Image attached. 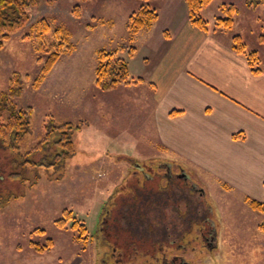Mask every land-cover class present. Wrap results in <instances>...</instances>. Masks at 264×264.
<instances>
[{
  "label": "rangeland",
  "instance_id": "rangeland-1",
  "mask_svg": "<svg viewBox=\"0 0 264 264\" xmlns=\"http://www.w3.org/2000/svg\"><path fill=\"white\" fill-rule=\"evenodd\" d=\"M37 1L27 9L24 26L3 41L0 91L6 92L13 74H20L21 95L11 104L32 110L27 148L40 142L50 118L57 124L72 122L80 129L73 134L75 154L70 161L54 169L19 171L22 181L3 177L5 162L19 161L18 156L11 157L10 151L0 154L4 204L0 207V264H264V232L259 228L264 216L249 205V200L264 199L251 198L207 168L162 152L159 142L154 143L152 128L145 127L149 109H144L141 96L154 84L135 75L148 50L144 48L148 43L139 36L153 32L158 19L133 41L125 27L129 15L145 1L85 0L79 4L78 18L71 14L74 0ZM146 4L157 11L158 18L161 15L160 22L164 21L161 13L173 7L171 0ZM199 15L206 21L205 32L228 38L231 48L240 40L237 44H243L245 53H255L264 67V0H212ZM227 16L231 19L227 29L217 25ZM41 19L49 25L50 39L62 27L74 48L62 54L34 87L45 61L38 48ZM163 36L170 39L169 31L163 30ZM130 42L136 48L128 61L134 83L100 91L94 86L95 52ZM180 114L172 111L169 116ZM145 187L153 191L151 195L145 194ZM171 189L167 195L172 200L178 193L177 207L164 203V192ZM139 196L147 198L138 200ZM140 201L144 209H137ZM128 209L135 211L126 213ZM66 216L62 226L56 223ZM113 218L117 221L111 226ZM139 219L153 223L157 240H166L163 250L156 249L154 259L144 251L130 253L125 245L109 253L103 228L114 231L119 245L127 225L132 222V227H138ZM203 219L208 221L201 225ZM76 223L84 225L87 242L77 239ZM165 228L169 236L161 233ZM172 240L175 243L169 245Z\"/></svg>",
  "mask_w": 264,
  "mask_h": 264
},
{
  "label": "crops",
  "instance_id": "crops-1",
  "mask_svg": "<svg viewBox=\"0 0 264 264\" xmlns=\"http://www.w3.org/2000/svg\"><path fill=\"white\" fill-rule=\"evenodd\" d=\"M171 1L164 21L139 36L148 50L135 75L154 84L141 96L145 127L162 152L263 200L264 72L253 73L228 38L192 27L182 1Z\"/></svg>",
  "mask_w": 264,
  "mask_h": 264
},
{
  "label": "trees",
  "instance_id": "trees-1",
  "mask_svg": "<svg viewBox=\"0 0 264 264\" xmlns=\"http://www.w3.org/2000/svg\"><path fill=\"white\" fill-rule=\"evenodd\" d=\"M74 1L71 14L74 18H78L81 14V5L79 6V4L83 3L85 0ZM143 1H145L144 4L140 5L136 11L132 12L126 22L127 24L125 27L129 34L130 41H133L136 34L140 31H149L158 19L157 11L146 4L148 0ZM211 1L212 0H184L188 12V20L194 28L207 31L206 21L200 17L199 11ZM37 4V0H0V49L2 48L3 41L7 39V36L22 28L26 21H28L27 9ZM227 10L232 12V8H228ZM44 20L41 19L39 22V30L37 33L40 41L38 48L43 52L45 61L35 80L34 87H38L42 83L45 76L51 71L55 62L62 54H70L74 48L68 44L69 34L62 27L56 28L53 37L50 39L47 36L49 25ZM230 22L231 19L227 16L224 19H219L217 25H221L223 28L227 29L231 24ZM102 24H104V22ZM108 24L111 23L109 22ZM239 41L238 39L236 40V44H233L232 49L244 58L253 73L259 74L264 72V67L261 68V65H259L260 60L256 54L245 53L243 44H237ZM135 50L136 48L131 42L129 44H119L118 47L113 50H97L95 52L96 67L94 70V86L102 92H108L134 83L129 74L128 61L133 57ZM20 77V74H13L9 89L6 92L0 91V154L10 151V156L13 157V155H16L19 160L12 162L11 159L5 162L6 167L4 168L3 177L5 179L9 178L18 181L23 180L19 171L23 172L27 169L32 170L36 168H44L46 170L54 169L70 161L75 154L73 134L80 129L79 125L72 122L57 124L50 118L48 121L46 120L44 124V135L40 142L33 147L27 148L28 145L26 144L27 137L30 134V116L32 110L31 108L17 109L11 104L12 99L18 98L21 95L22 80ZM11 162L12 164H10ZM2 171L3 169L1 168L0 172ZM176 189L178 190V188ZM172 190L173 189L166 190V192H164L165 196ZM145 191V194L149 195L153 192L150 191L148 187H145ZM176 193L173 196V198H175L172 200L167 195L164 201L166 206H178V200L174 201L178 199V193ZM146 196H139L138 200L147 198ZM139 204L140 206L137 209H141L142 207L143 209L145 208L143 201H140ZM157 204L159 205V202ZM249 205L251 209L264 216V202L249 200ZM1 206H4V204L0 200V207ZM129 209L126 213L130 212L132 214L135 211ZM65 211L64 214L68 216L69 212ZM139 213L141 214V212ZM174 213L176 214L175 211ZM67 216L60 218L56 223L62 226L67 220ZM116 221V218H113L111 220V226H113L114 223L116 224ZM140 221L138 227L135 228L132 227V222L127 225L128 229L130 228L131 230L127 229V231L123 232V238L125 240L123 244L119 245L115 241L114 231L103 228V231L105 230L104 233L107 245L109 244V246H107L109 253L113 254L114 252H111V250L116 251L118 247L125 245L130 250V253L134 251V253L138 254V252L142 253L144 251L145 254H149L154 259V254L158 253L159 250H163L162 245L166 243V240H157L158 235L155 231L156 229L153 227V223L149 221L144 224L143 220ZM206 221H208V219L201 220V225ZM190 224L192 225V223ZM73 228L77 231V239L81 243L87 242V239L83 238L86 234L84 225L76 223ZM259 228L264 232V221ZM161 233L167 235V228L163 229V231L161 230ZM173 243H175L174 240L170 241L168 244L173 245ZM156 249H158V251H156ZM129 250L126 251L129 253Z\"/></svg>",
  "mask_w": 264,
  "mask_h": 264
}]
</instances>
